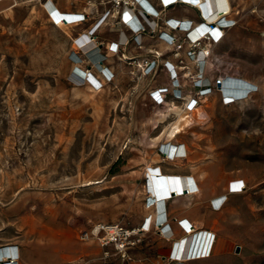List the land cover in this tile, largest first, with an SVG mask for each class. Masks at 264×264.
<instances>
[{
  "label": "rangeland",
  "instance_id": "374dc122",
  "mask_svg": "<svg viewBox=\"0 0 264 264\" xmlns=\"http://www.w3.org/2000/svg\"><path fill=\"white\" fill-rule=\"evenodd\" d=\"M52 1L62 13L83 14L87 21L55 27L49 0H10V7L15 5L0 11V247L17 246L22 264H102L99 256L78 250L90 244L79 240L81 232L98 223L129 229L141 224L143 167L155 158L165 132L175 129L180 141L196 137L199 150L193 155L220 180V192L232 181L244 183L220 212H201L209 229L213 219L219 225L211 229L212 255L193 264H264V0H230L235 27L221 43L206 44L212 84L226 74L256 83L258 92L224 106L214 89L191 114L182 111L183 101L169 98L161 106L149 101L151 88L168 84L165 63L179 64L158 33L146 35L140 48L131 40L106 57L126 32L123 10L114 8L113 0ZM189 8L176 6L163 17L191 15ZM106 12L94 46L105 55L101 65L112 72L111 82L75 43ZM154 51L161 56L159 69L144 77L136 62ZM186 51L184 46L180 53L187 67L181 69L187 74L181 77L185 96L197 72ZM72 54L80 58L74 68ZM76 68L102 86L76 83ZM160 112L166 119L157 122ZM161 252L150 234L130 262L155 264Z\"/></svg>",
  "mask_w": 264,
  "mask_h": 264
},
{
  "label": "built area",
  "instance_id": "2783aa9c",
  "mask_svg": "<svg viewBox=\"0 0 264 264\" xmlns=\"http://www.w3.org/2000/svg\"><path fill=\"white\" fill-rule=\"evenodd\" d=\"M141 1L144 0H113V7L123 10L121 22L128 34L125 31L120 32L118 42L111 44L108 51H114L116 54L119 47H126L131 40L140 48L143 45V40L146 35L150 36V38H154L156 33H158L159 40L172 47L173 56L179 61V64L173 66L168 62L165 63L164 67L168 72L169 85L151 90L149 95L155 105L161 106L166 104V100L171 98L173 102L183 101L184 105L182 111L191 114L200 108L201 102L205 101L214 89L220 95V99L224 106L233 105L238 101L234 95L235 90L242 89L245 91V102L258 92L259 87L256 84L236 76H229L226 74L219 75L212 84L206 75V64L210 56V51L208 47H206V44L211 46L221 43L226 32L236 25V21L230 19V15L232 14L230 0H228V7L225 5L221 10H208L206 15L204 13L207 6L205 4L206 0H197L196 4H194V0H168L166 2L164 0H157V4H151L149 2L150 0H147L151 5V10L142 5ZM176 6H187L195 9L198 18L196 20L183 21L163 17L166 11ZM126 11L132 14L127 20L124 18ZM212 13H216L218 18L213 22H209L207 18L211 16ZM48 15L49 18L52 19V24L56 25L57 20L49 11ZM109 15L110 12H106L88 29L84 34L85 37L96 40L97 31ZM59 21L66 25L78 26L87 21V16L83 14L62 13ZM123 34L125 35V40L121 41V36ZM94 42L96 43V41ZM184 46H187L185 58L193 62L197 70L195 78L192 79L190 93L187 96L183 93L184 86L181 81V77H187L186 72L181 75V69H187V67L185 68L183 66L180 55ZM78 48L83 51L81 47L78 46ZM160 57L159 53L154 51L146 58L137 61L136 67L140 70L141 75L146 77L156 74L160 65ZM86 75L89 76L91 74L88 72ZM88 76L87 78L83 76L82 80H87L93 89L97 90L102 86L96 77L94 81H97V84L89 81ZM106 80L108 81L109 78H106ZM75 82L80 83V81L77 80H75ZM180 146L181 145L177 147L169 143L161 145L159 147V154L162 157V162H172L176 159L185 158V153L183 155L180 154ZM169 149L170 152L171 149H173L171 154L168 153ZM155 169L161 170L160 167H156ZM156 176L159 177V175ZM168 178L172 179L173 176H168ZM193 184L194 187L182 190L181 194L171 192L173 191V189H171L169 193L170 198L166 201H173L176 198L196 195L198 193V188L194 182ZM145 196L144 205L146 209L155 208L160 202L152 196L148 189L147 191L145 190ZM217 200H220L219 204L214 202L216 200H212V202L215 203L212 206L213 211L222 210L228 197L227 195H223L217 198ZM162 201L166 202L165 200ZM179 225L186 236L183 238V241L186 239L188 242H191V244L189 248L185 250L186 252L184 253L183 259L179 256H174L172 250L170 254L161 257L160 264H188L190 262L210 258L214 250L216 235L209 230H196L192 225L184 221L179 222ZM156 227L162 235L166 230L169 231V234H164V237L166 240L171 239L173 234L170 232L168 224L162 223ZM141 229L143 230V227ZM138 234L139 230L126 228L120 223H98L91 231L81 232L79 240L81 242L95 240L102 249L101 260L104 262L103 264H111L110 260L116 257L122 262L131 261L132 258L129 255V251L141 242V238ZM0 248H2V250L8 249L7 246H2ZM11 248L18 249L17 246L13 245H11ZM10 261H13V259L11 258ZM10 261L9 258L4 257L0 261V264Z\"/></svg>",
  "mask_w": 264,
  "mask_h": 264
},
{
  "label": "bare ground",
  "instance_id": "6f19581e",
  "mask_svg": "<svg viewBox=\"0 0 264 264\" xmlns=\"http://www.w3.org/2000/svg\"><path fill=\"white\" fill-rule=\"evenodd\" d=\"M5 1H7V2L5 3ZM164 1L166 2L168 0H164ZM0 2H1L0 3V11H5L7 8H8L7 10H10L12 8V6L15 5V3H13V5L10 7V5H11L10 0H0ZM67 2H69V0H67ZM141 3L146 8L151 10V5L147 2V0L141 1ZM196 3H197V0H194V4H196ZM205 4L207 5L206 9L204 10V13L206 15V13H208V10L209 11H212V10L215 11L216 9L221 10V9H223V7L225 5H227V7H228V0H206ZM46 8L49 11V13H51V15L57 20V24L56 25L53 24L55 27L60 28V29H69L71 27V25H66V24L59 21V19L61 18L62 12L59 9V7L57 6V4H55L52 0H49V2L46 5ZM242 12H243V10H242ZM240 13L241 12L239 11L237 14L239 15ZM131 16H132L131 12L126 11L124 18H125V20H127ZM217 16L218 15L216 13H212V15L209 16L207 19L209 22H213L218 18ZM49 20L52 22V19L49 18ZM124 40H125V35L123 34L121 36V41H124ZM94 41H96V40H92L90 38H87L83 34L82 36H80L75 41V43L77 46L81 47L83 49V51H85V54L91 59L95 68H97L100 72H102V76L105 78V80H106V78H109L108 82H111L113 80L111 78L112 72L108 68L101 65V61L105 58V55L98 53V49L94 46V44H95ZM113 55H115L114 51L110 50V51H108V54L106 57H110ZM70 60L72 62V67L74 68V65H75L74 63H78L80 61V58L76 54H72L70 57ZM83 76L87 78L88 75L84 74L82 69L76 68V71L73 73L74 79L77 81H80V83H81L82 81H84V80H82ZM88 79H89V81H92L93 83L97 84V81H94L95 77L93 75H89ZM259 85H260V83H259ZM74 90L78 92L79 89L75 88ZM234 95L236 96V98L238 100L235 104H240V103L245 102L244 98H245L246 94H245L244 90H242V89L235 90ZM85 99H91V98L85 97ZM93 103L96 105L98 102L96 99H94ZM160 116L163 117L161 112H160ZM180 133L181 132H179L175 129L165 132V134H166L165 141H172V140L176 139L177 135ZM159 139H160V136L155 138L156 141H159ZM189 143L192 146V148H190L189 151L187 150L188 153L189 154L196 153L199 150V148H198L199 146H198L197 139L194 135L190 136ZM172 150L173 149H171V152H170V149H169L168 153L171 154ZM181 153L183 155L184 151L181 152V149H180V154ZM188 153H187L186 165L191 170H193L196 178L203 182L204 185L202 186V190L205 189L206 194L211 195L213 193V191H215V189L218 186H220V180H218L211 173V171L205 167V165L203 164V162H204L203 160H200L198 157L188 156ZM152 160H153L152 162H147L145 167H144L145 177L147 179V184H146L145 188H146V191H147V189L150 191V193L152 194V196L155 199L160 201L156 206L159 209L157 212V218H158V221H162L165 219V214L163 212L164 211L163 206L165 205L166 202H170V201H166V200L168 198H170L169 193H170L171 189H173V191H171V192H176V194H181L182 190H184L186 188L188 189L190 187H194L193 182L195 183V181L192 178H182L179 176H173L172 179H169L168 176L162 172V170L155 169V167H153L151 165L153 162H157L159 160V158L156 157V158H153ZM156 175H159V177H157ZM90 184H92V183L90 182L89 185ZM243 187H244V183L242 181L235 180V181H232L231 183H228L227 187L225 188V191H228L231 193H236V192H239L240 190H242ZM202 190H200V191H202ZM183 193H185V192H183ZM172 196H173V194H172ZM144 197L146 199V196H144ZM190 197H192V196H190ZM190 197H185V198L189 199ZM179 199H182V198H176V200L175 199L174 200L177 201ZM162 200H165L166 202H163ZM144 209H145V205H144ZM152 218H153V214L148 215L146 213L145 220L143 221V223L141 225V227H143V230L148 232L152 229L151 222H150L152 220ZM218 225H219V221L217 219H213L211 221V229L215 230ZM190 244H191V242H188L186 239L184 241H183V239H181V240L179 239V240H177V242H175V244L173 245L169 254L173 250L174 256H179L181 259H183L184 253L186 252L185 250H187L189 248ZM7 247H8V249H6V250H2V248H0V261L4 257H7V258H9V261L11 258L13 259V261H10V262L4 263V264H20L19 249L16 250L15 248H11V246H9V245ZM78 250L81 253L85 254L86 256L93 255L92 250H89L86 248H79Z\"/></svg>",
  "mask_w": 264,
  "mask_h": 264
},
{
  "label": "crops",
  "instance_id": "0c3cea01",
  "mask_svg": "<svg viewBox=\"0 0 264 264\" xmlns=\"http://www.w3.org/2000/svg\"><path fill=\"white\" fill-rule=\"evenodd\" d=\"M149 2L151 4H155V3H157V0H151ZM185 7H187V6H185ZM172 9H174V8H172ZM172 9H170V10H172ZM188 10L192 11L191 15H188V16H182V15L172 16V14H170L167 18H174V19L183 20V21L196 20L198 18L197 11L195 9H193V8H189ZM165 15H166V13L164 14V16ZM230 19L235 20V18L233 17L232 14L230 15ZM156 42H158V41L155 40L153 43H156ZM146 57L147 56H145V58ZM168 63H170L173 66L175 65V61L174 60L173 61H169ZM164 76H165V80H167L166 82H168V84H166L165 86H168L169 85V76H168L167 70L165 71ZM252 83H254V82H252ZM254 84H256V83H254ZM165 86H162V87H165ZM158 88H161V86H154L153 88H151L148 91V95L150 94L151 90L158 89ZM148 97H149L150 103L152 105H154V103L152 102V100L150 98V95ZM157 117H160L159 119L156 120L157 122H161L164 119H166V118H162V116H157ZM168 142L171 145H175L177 147H179V145H181L180 149H181V152L184 151L185 158L176 159V160H174L172 162H162V157L159 154V147L161 145H166ZM190 148H192L190 143H188L187 141L186 142L185 141H180L178 139H174L172 141H164L158 146V149L156 150L155 158L158 157L159 160L157 162H153L151 165L153 167H155V168L156 167H160L162 172L165 175H167V176H179V177H182V178H192L195 181V183H196V186L198 188V193L196 195L190 197L189 199L188 198H182V199H179L177 201H175L176 200L175 199L173 201L166 202L165 205L163 206V210H164L163 212L165 214V219L162 220V221H158L157 212H158L159 209L157 207L150 208V209H146L145 208V210L147 211L146 213L148 215L153 214V218L150 221L152 229L150 231H148V232L141 229L142 228L141 225H142L143 221L145 220V216H146V214H145L143 216L141 224L138 227L133 228V229L139 230L138 236L141 238V242L137 246H135L134 248H132L129 251V255L131 257H132V255H133V253L135 251H140L142 249V245H143V241H144L145 236L150 235V234H153L155 236V238L158 240V249L162 251L161 253L165 254V255L162 254L161 257L168 255L170 250L172 249L173 245L175 244V242H177V240H179V239L181 240V239L186 237L184 232H183V230H182V228H181V226L179 225V222H181V221H184L185 223L192 225L196 230H210V231H213V230L209 229L208 226H205V223H208V222H203L201 220V218H200V216H202L201 212H203V211H204V213H208V212L218 213V212H220L221 210L220 211H213L212 210V206L215 203L219 204L220 200H217V198H219V197H221L223 195H227V197H228L231 194V192H228V191L227 192L226 191L220 192V189H219L220 186H218L215 189V191H213V193L211 195L210 194H206L205 189L202 190V186L204 185L203 182L198 180L196 178L193 170H191L186 165L187 153L190 150ZM188 156L195 157L193 155V153L192 154L188 153ZM144 167H143V175H144L145 180L147 181V179L145 177V172H144L145 169H144ZM200 190H202L203 192L200 191ZM212 200H216V201H214L215 203H213ZM192 207H195V209L191 210ZM162 223H165V224L169 225L170 232L173 234L172 237H171L172 240L171 239L170 240H166V238L164 237V234H169V231L166 230L163 233V235H162L157 230L156 226H158V225H160ZM89 243L90 244L87 245V247H85V248L89 249V250H92L93 255H91V257L95 258L96 256H99L98 259L101 262L102 261L101 260L102 249L99 247V245H98V243L96 241L95 242H89ZM19 254H20V264H22L21 250L20 249H19ZM136 257L139 258V257H141V255H138ZM161 257H160V259H161ZM160 259H159V262H155V264H160ZM201 261H203V260H201ZM195 262H199V261H195ZM195 262H190L188 264H193ZM103 263L104 262L102 261V264ZM110 263L111 264H133L131 262H122L117 257L111 259Z\"/></svg>",
  "mask_w": 264,
  "mask_h": 264
},
{
  "label": "water",
  "instance_id": "95a60500",
  "mask_svg": "<svg viewBox=\"0 0 264 264\" xmlns=\"http://www.w3.org/2000/svg\"><path fill=\"white\" fill-rule=\"evenodd\" d=\"M219 87V86H218ZM236 252H238V249H237V251Z\"/></svg>",
  "mask_w": 264,
  "mask_h": 264
}]
</instances>
